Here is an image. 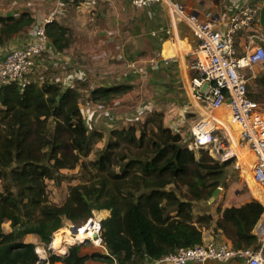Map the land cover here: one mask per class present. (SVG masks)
I'll use <instances>...</instances> for the list:
<instances>
[{"label":"trees","instance_id":"16d2710c","mask_svg":"<svg viewBox=\"0 0 264 264\" xmlns=\"http://www.w3.org/2000/svg\"><path fill=\"white\" fill-rule=\"evenodd\" d=\"M30 11L0 15V47L14 35L33 25ZM67 28L56 20L47 25L51 44L62 51L70 45ZM132 88L117 84L96 88L93 98L101 103ZM80 91L64 81L31 79L23 86L10 83L0 87V264H36L41 260L37 245L23 240L28 233L39 235L49 246L65 219L78 226L94 216V210L109 209L101 220L102 238L108 253L81 254L82 243L67 253L50 250L44 260L52 264H85L90 258L118 264H144L180 247L203 243L202 229L194 224V201L210 199L223 183L225 163L203 151L200 156L183 143L180 133L164 125L155 114L144 122L113 128L108 142L85 160L100 132H91L80 106ZM254 99V98H253ZM256 100V99H255ZM55 124L52 125L50 120ZM153 123L152 128L145 126ZM31 124L37 127V144L27 147ZM94 139V140H93ZM70 141V144L68 143ZM123 144L142 148L123 149ZM9 154L8 162L3 154ZM80 167L86 180L70 183L61 204L47 194V179L61 181L62 168ZM187 185L188 193L176 188ZM264 203L263 197H257ZM217 211L215 230H221L235 248L255 247L259 237L254 228L264 213V205L251 199ZM175 212V213H173ZM10 221V230L3 223ZM212 214L198 217L211 224Z\"/></svg>","mask_w":264,"mask_h":264},{"label":"built area","instance_id":"2783aa9c","mask_svg":"<svg viewBox=\"0 0 264 264\" xmlns=\"http://www.w3.org/2000/svg\"><path fill=\"white\" fill-rule=\"evenodd\" d=\"M59 5L83 6L96 0H57ZM136 7L161 4L171 18H180L188 23L196 36L189 67L193 72L191 90L195 101L204 110L190 129V148L201 155L208 152L215 159L232 162L243 169L239 154L233 145L245 146L254 155L253 179L264 188V108L249 94L247 69L264 62V29L250 33L243 52L236 47L240 31L250 29L259 22L261 5L247 2L230 16L226 27H217L212 20H203L187 9L179 0H132ZM54 17H46L35 29V39L27 45L15 48L6 56H0V87L10 83L23 86L39 71L43 57L52 48L47 25ZM135 64H132L134 66ZM229 109L232 122L238 125L236 136L226 126L218 112L221 107ZM176 125H180L178 122ZM264 214V213H263ZM262 214V215H263ZM92 219L89 218L87 222ZM73 227V226H72ZM259 237L255 247L235 248L229 241L199 243L180 247L161 259L173 264H185L190 260L204 262L217 260L228 262L240 258V264H264V215L254 228ZM95 244L104 246L101 220L98 219Z\"/></svg>","mask_w":264,"mask_h":264},{"label":"rangeland","instance_id":"374dc122","mask_svg":"<svg viewBox=\"0 0 264 264\" xmlns=\"http://www.w3.org/2000/svg\"><path fill=\"white\" fill-rule=\"evenodd\" d=\"M30 1L32 4L29 3ZM5 2V6L9 5L10 8L8 11L11 13H18L24 9H29L36 17L52 16L54 17V20H59L60 23H67V27L65 26V28H67V37L70 40V43L72 42V47H74V49H77L78 45L81 43H88L90 42L89 40H93L95 34L99 35L101 25L106 20V17L101 12V9L96 6L97 4L95 5L96 8L86 5L88 9L85 11L82 8L80 11H76V8L75 10L69 9L71 11L65 10L64 12H61V10L56 8V0H5ZM39 10H41V12ZM90 49L92 51V48ZM53 52L54 51L50 49L47 54H45L38 69L39 72L35 74L32 79L37 81L39 84L44 80H63L66 86L70 85L74 88H78L81 94L80 102L83 103L84 108L86 107L85 104L89 100L93 99L96 103H98L96 107L94 105L95 103L90 104L89 108L86 109L84 119L91 132H100L103 134L104 138L95 139L91 146V152L89 155L84 156L85 160H90L96 156V152L108 142L113 128H121L127 124H136L140 129H143L144 122H146L152 117L153 114H155L156 117L162 118L163 123L175 121V124H177L179 122L180 125H176L172 130L174 132L180 133L182 131L181 127L184 126L185 128V126H187V129L191 128V125L199 116L198 113L195 116L194 111L192 110V104L189 100V97L187 96L185 81L178 63L168 64L169 62H162L161 64L153 61L151 66H148V69H146L143 65L135 64L132 66L134 68L133 70L132 68L130 69V67L128 68V66L125 67L123 63L121 66L116 64L117 69L120 70L118 73L122 71L121 76H117L116 81L132 86L130 90L124 92L125 94L121 93L116 97L118 102L121 103L118 110H116L112 107V104L109 105L110 102L101 103L93 98V91L96 89L97 84L94 80L97 79V74L94 76L86 69L79 70L76 69L75 66L73 67V65L70 64L71 61L68 58H74L70 50L67 51L69 55L66 52ZM120 56L121 55H119V59ZM136 57V53L134 52L133 56L131 55V58L136 60ZM82 60L83 59L81 57L80 61ZM136 70L140 73L137 72V75H132L131 71L136 73ZM94 73H97V71H94ZM99 78V80L108 79L110 81L109 83H111V80L113 79L106 77L105 74L101 75ZM259 102L264 108V103L261 101ZM188 109L193 112L192 116L187 114ZM50 123H52V125L55 124L52 119L50 120ZM145 127L150 129L154 126L153 123H149V125L147 124ZM6 128V125H0V133L4 134L6 132ZM30 128L31 132L27 139V147L35 146L37 144V137H39L36 125L31 124ZM189 139L190 137L186 138L187 141H185L183 138V143L188 145ZM68 143L71 147L70 141H68ZM240 147L244 149L245 153L249 152L247 147ZM122 148L130 151L143 150L142 148H136L133 145L126 144H123ZM239 152V162L242 164L243 169H240L233 164H225V174L223 177V183L221 184L223 189L221 193L214 201H211L212 197L210 199L195 200V203L193 204L198 209L208 210L216 204H219L220 206L226 203L243 204L251 199H257L264 205V203L256 197V195L259 193V190H261L263 187L258 185L253 179L252 166L254 162L252 161L253 156L251 157L253 154L249 152L250 154L248 155H250V158H246V164L245 161L242 160ZM8 155L9 154L7 153L3 154L4 160L7 162L9 160ZM61 172L67 176L63 180L59 182L53 179L46 180L48 197L51 201L58 204H61L65 201L68 195L70 183H79L86 180V174L80 170L79 166H76L75 168H62ZM3 185L4 182L0 180V191L4 190ZM169 188H176V191L180 195L188 193L187 185L184 184H181L179 187L169 186ZM93 217L98 219V216L96 215ZM82 224L86 223L84 222ZM72 226H78V224H75L69 219H65L64 224L59 231L67 228L69 229V234L74 233L71 230ZM3 227L5 230H10V221L6 219L3 223ZM57 232L58 230L55 232V234ZM79 243H82V247L88 251L103 249V246L99 245L98 243L95 244L91 239L72 240L65 245L66 248L63 252L53 248V246H51L52 244L49 246L42 245L41 249L43 255L48 257L50 255V250L57 253H65V251L67 252L71 245ZM39 255H41L40 252ZM36 264L49 263L47 261L40 260Z\"/></svg>","mask_w":264,"mask_h":264},{"label":"crops","instance_id":"0c3cea01","mask_svg":"<svg viewBox=\"0 0 264 264\" xmlns=\"http://www.w3.org/2000/svg\"><path fill=\"white\" fill-rule=\"evenodd\" d=\"M190 11L199 15L203 20H212L213 23L219 27L224 28L227 25V22L230 16L235 12V10L241 5L247 2H256L259 5L263 6L264 0H179ZM55 2V1H54ZM32 4V2H29ZM52 3V1H51ZM57 7L61 12L69 9H76V11H80L82 8L84 11L88 9L86 5L83 6H74L69 4L59 5L56 0ZM5 0H0V15H19L23 11H30L29 9H24L20 12H9V5H6ZM97 4V5H96ZM93 8L96 6L101 9V12L105 15L106 20L101 25V30L99 35L94 36L93 40H89L90 42L81 43L78 45L77 49L72 47V42L69 47H66L62 51L58 50L52 45V51L55 53H64L70 50L74 58L68 57L71 61L70 64L75 66L76 69L82 70L86 69L90 71V74L96 76L95 79L96 88H106L117 84H125L119 83L116 81L117 76H121V72L118 73L116 64L123 65L132 70V64H140L143 65L146 69L148 66H151L153 61L157 63L169 62L170 63H178V66L181 70L182 76L185 81V87L187 96L192 104V110L194 111V115L198 113V115L203 114L204 110H202L199 104L195 101L192 90H191V77L193 76V72L189 67L190 61L193 59L192 50L197 43L196 36L193 32L191 26L186 23L184 20L180 18H171L166 9L161 4H153L145 7H136L133 5L132 0H96L95 4H88ZM96 5V6H95ZM95 6V7H94ZM79 8V9H78ZM17 9V8H16ZM35 9V8H34ZM41 12V10H39ZM71 11V10H69ZM31 12V11H30ZM32 13V12H31ZM33 14V13H32ZM35 22L33 25L26 27V29L22 32L14 35L9 41L3 44L0 47V56H6L10 51L15 48L22 47L27 45L29 42L35 39V29L45 20V16H35ZM60 23L59 20H56ZM66 26L67 23H61ZM71 25V24H69ZM103 26V27H102ZM67 27V26H66ZM264 29L263 25L260 23H256L250 29L240 31L236 37V47L239 51L243 52L245 50V46L250 39V33ZM88 41V40H87ZM264 44V42H262ZM98 46V47H96ZM92 48V51L91 49ZM55 49V50H54ZM76 51V52H75ZM53 52V53H54ZM136 53V60L131 58L133 53ZM76 53V54H75ZM68 54V53H67ZM69 55V54H68ZM80 55V56H79ZM119 55L120 59H119ZM57 56V54H56ZM82 57V61L81 60ZM132 60V61H131ZM84 65V66H83ZM123 70V68H122ZM97 71V73H94ZM140 73L136 70L131 71L132 75ZM106 75V77L113 78L111 83L108 79L99 80L101 75ZM247 74L249 77V94L252 98L257 101H261L264 103V62L255 65L251 69H247ZM64 79V78H63ZM129 85V84H128ZM95 89V88H94ZM125 94V93H124ZM94 104L95 107L98 103H96L93 99L89 100L85 104V108L83 103L80 102V106L83 111V115L85 117L86 109L89 108L90 104ZM112 104V107L118 110L121 103L118 102V99L113 98L109 105ZM94 107V108H95ZM92 108V109H94ZM222 117H226L224 123L226 126L232 128L233 131L238 132V125L232 122L230 112L225 107L219 111ZM123 114V113H122ZM189 116L193 115L188 109ZM172 122V121H171ZM165 123L164 125L173 129L176 124L174 122ZM182 131L180 134L184 138L190 137V129H187V126L181 127ZM180 128V129H181ZM104 138V136H103ZM188 146H190V139L188 140ZM237 152L240 153L242 160L246 162V158H250L249 152L245 153L244 149L239 148L238 146H234ZM253 155H251L252 157ZM254 157V156H253ZM252 157V161L254 159ZM256 197L264 198V188L259 190L258 195ZM195 203V202H194ZM231 205H241V204H231L226 203L221 207L224 208L226 206ZM219 204L212 206L208 210H200L195 205L193 206V214H194V224L202 229L203 233V243L215 241H229L227 236L222 233L221 230H215L216 219L221 215L220 212L217 211ZM216 209V210H215ZM175 213V212H173ZM206 213L212 214L214 221L211 224H200L198 222V217L204 215ZM216 213V214H215ZM94 215L98 216V219L102 220L110 215L109 209H97L94 210ZM55 234V233H54ZM26 242H33L37 245L38 248L42 247V241L36 233H28L23 238ZM53 241V240H52ZM52 243V242H51ZM37 248V249H38ZM100 251L105 254H109L106 247L103 246L102 250H92L88 251L82 247L81 254H91L93 252ZM38 252V250H37ZM68 252V251H67ZM66 252V253H67ZM39 253V252H38ZM41 260H45L47 256L43 254L40 255ZM240 258H234L228 262H221L217 260H206L204 262H199L195 260H190L185 264H240ZM49 263V262H48ZM54 263L57 264H65L61 261H56ZM85 264H118L115 260L114 262H106L96 259H88ZM144 264H173L172 262L159 259H150L148 258Z\"/></svg>","mask_w":264,"mask_h":264},{"label":"bare ground","instance_id":"6f19581e","mask_svg":"<svg viewBox=\"0 0 264 264\" xmlns=\"http://www.w3.org/2000/svg\"><path fill=\"white\" fill-rule=\"evenodd\" d=\"M224 107L226 109H228L226 106H223L220 108V110ZM233 132L236 136L238 135V132H235V131H233ZM234 146H238L239 148L243 149L242 147H240L236 143L233 145V147ZM97 223H98V219H95L94 217H92L90 222H86V224H82L81 226H79V229L76 233H71V234H69V229H67V228L66 229L64 228L61 231H59L60 230L59 229L58 232L56 234H54V236H53V241L51 243L52 244L51 246H53V248H55L56 250L63 252L64 249L66 248L65 245L72 240H85V239H89V238H93L95 240L96 239L95 235H96ZM37 250H38V252L43 254L41 248H38ZM65 253H66V251H65Z\"/></svg>","mask_w":264,"mask_h":264},{"label":"water","instance_id":"95a60500","mask_svg":"<svg viewBox=\"0 0 264 264\" xmlns=\"http://www.w3.org/2000/svg\"><path fill=\"white\" fill-rule=\"evenodd\" d=\"M259 21H260V23H261V24L263 25V27H264V4H263V6L261 7V10H260V18H259ZM234 160H235V158H234V157H231V158L225 160L224 163H225L226 165H230V164H232V162H233ZM222 189H223V188H222L221 186H218V188L214 191V193H213V195H212L211 201H214V200L217 198V196L221 193ZM78 229H79V226H73V227L71 228V230H72L74 233H76V232L78 231Z\"/></svg>","mask_w":264,"mask_h":264}]
</instances>
